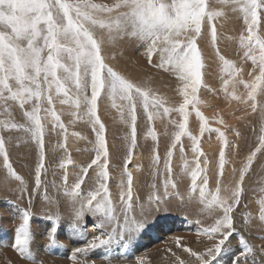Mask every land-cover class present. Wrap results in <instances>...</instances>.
I'll return each mask as SVG.
<instances>
[{"label": "snow or ice", "instance_id": "1", "mask_svg": "<svg viewBox=\"0 0 264 264\" xmlns=\"http://www.w3.org/2000/svg\"><path fill=\"white\" fill-rule=\"evenodd\" d=\"M215 2L216 8H211L206 0H0V115L6 117L0 119V157L7 170V176L0 180V190L6 182L9 187L13 182H19L15 185L18 198L23 199L25 195L29 198V206L21 211L14 240L10 243L28 264H38L31 247L35 238L31 227L33 199L41 202L42 208L49 209L43 213V218L50 223L41 233L46 240V249L64 246L58 240V232L65 226V216L70 232L84 241L72 249L69 259L73 264H94L88 257L98 249L110 253L114 246L128 248L137 235L150 226L148 221L153 213L167 210L173 196L185 202V195L178 191V183L173 179L172 167L177 148L184 158L182 137L185 136L191 141L190 151L194 157L193 167L189 168L185 160L181 169L190 180L187 203L192 204L193 198L198 199V206H202L199 211L206 212L212 222L197 228L195 235L200 247H191L182 236H171L169 243L175 247L165 249L170 254L169 264H220L222 256L228 252H231L229 264H264V236L260 237L261 244L257 248L244 234L245 229L251 232L254 227L264 230V198L258 200L259 224L254 225L245 213L242 226H237L246 176L257 153L264 152V103L258 100L264 96V37L258 33L264 24V0ZM228 10L237 13L245 26L238 38V46L243 50L241 59L251 62L247 80L242 78L243 69L222 55L217 47L215 21L224 17ZM205 29L219 65L220 91L229 104L235 101L250 108L253 114L259 112L261 122L257 147L242 162L238 177L224 187H221L220 177L224 174L225 149L229 141L220 128L209 127L208 120L197 107L200 103L197 94L202 87H207L199 46L205 39ZM125 38L144 48L143 55L151 68L174 74L183 83L179 89L182 102L178 106H167V100L148 88L147 82L145 86L134 83L105 62L104 46ZM240 86L244 92L238 94ZM103 99L118 110L121 122L130 130L125 137L127 154L117 184L118 209L110 191V154L105 125L99 115ZM57 103L71 109L67 113L71 117L69 123L83 121L90 125L94 134L95 155L90 163L79 168L72 183H69L67 171L73 163L70 155L59 163L63 170L60 183L55 179L46 183L42 179L47 169L46 127L41 113L51 117V131L62 138L56 147L67 153L68 129L61 119L64 113L56 109ZM14 109L20 114L19 122L7 118L13 115ZM140 110L149 125L148 135L154 142L157 141L151 127L154 121L170 118L173 112L180 118L179 122L169 119L178 130L163 161L158 146L151 149L153 182L146 200L134 198L135 182L128 168L137 147ZM191 113L199 121L200 134L215 132L220 142L215 191L208 188L209 161L205 158L201 166L204 153L200 149V137L188 131ZM217 123L224 121L221 118ZM12 133L23 134L24 142L35 146L38 159L31 187L25 186L24 179L10 163L6 144ZM72 135L86 139L77 132ZM90 170L94 175L89 174ZM157 177L159 183H156ZM89 180L94 186L85 192L83 186ZM50 189L55 191V196ZM89 226L93 230L90 239L87 238ZM234 238L237 243L233 252ZM103 259L110 260V257ZM135 264H150V261L139 256Z\"/></svg>", "mask_w": 264, "mask_h": 264}, {"label": "rangeland", "instance_id": "2", "mask_svg": "<svg viewBox=\"0 0 264 264\" xmlns=\"http://www.w3.org/2000/svg\"><path fill=\"white\" fill-rule=\"evenodd\" d=\"M97 2H101V0H97ZM103 2H110V0H103ZM206 3L211 8L218 7L215 0H206ZM215 25L218 33L217 47L220 49L221 54L227 59L233 60L237 67L243 69V79H249L247 73L252 68L251 62L241 59L243 50L238 46V38L245 27L242 19L238 18L237 13L228 10L224 17L218 18L215 21ZM258 33L264 37V24L260 26ZM204 35H206V40H201L199 46L204 58V84L207 85V87H202L199 90L197 95L200 103L197 107L208 120L209 127L213 129L220 128L221 131L225 132L229 141V146L225 149V169L228 163L232 162L233 158L236 162V166L235 174H231V178L225 179L224 174L220 177L222 182L221 187H224L228 186L233 181L234 177H238L242 162L246 159L247 155L250 154V151L257 147L261 122L259 112L253 114L250 108L237 104L235 101L229 104L225 99L223 93L220 91L221 81L219 79V65L215 57V50L211 47L210 40L208 39V31L205 32L204 30ZM205 46H207L206 50L204 49ZM143 52L144 48L141 47L138 42L125 38L123 40H117L114 44L105 45L103 55L106 58L105 62L109 66L113 67L116 71L134 83L145 86V82H147L146 86L148 88L167 100V106H178L182 102L179 89L183 86V83L174 74L164 73L151 68ZM155 59L157 58L154 57V60ZM209 88L213 89V91L209 92ZM237 92L238 94L244 92L243 87L240 86ZM258 100L264 103V96L258 97ZM206 108H209V110H206ZM56 109L58 112L64 113L61 119L66 125L68 132L71 134L77 132L80 133V135H84V137H86L85 134H87L88 138L86 137V139L80 140L77 136H73L71 142L76 145L75 151L67 150V153H65L57 149L56 145L62 142V138L51 131V123H48L46 114L41 113L43 117L42 123L46 127L45 163L47 169L46 174H42V179H44L46 183H50L53 179H55L57 183H60L63 170L59 168V163L63 157L70 155L73 163L68 167L73 168H71L68 174L70 177L69 183H72L79 168L90 163L95 155L93 151L94 134L91 131L90 125L83 121H77L74 124L69 123L71 117L68 116L67 113L71 109H69L68 106H62L57 103ZM106 111H109V113L106 114ZM99 115L105 125V136L110 154V191L113 193V202L117 205L118 209L119 195L117 184L119 182V172L124 166V157L127 154V141L125 137L128 136L130 130L127 125L121 122V116L118 110L113 109L106 99H103L99 105ZM190 116L188 131L192 135L200 137V149L204 153V156L201 157V166L203 167L204 159L206 158L209 161L207 172L209 178L208 188L209 191H215L217 186L220 142L215 132H205L201 135L198 127L194 126L196 121L192 123ZM5 118L6 117L3 115H0V119ZM7 118L19 122L20 114L18 110L14 109L13 115ZM221 118L224 123H217V120ZM169 119L179 122L180 118L178 114L173 112L170 114V118H165L163 120L157 119L152 123L151 127L157 135V141L154 142L148 135L149 125L143 116L142 110L138 113L137 147L134 150L132 159L137 157L140 158L141 161L143 160V162L139 164L135 174L132 173L133 177L136 175V177H134V198L141 197L146 200L149 194L150 185L153 182L150 167L151 149L154 146H158V152L161 156V161H163L167 147L171 144L174 133L178 130L169 122ZM191 124L192 130L190 127ZM109 127H112L114 132H108ZM161 129L165 131H161ZM237 132L239 136L236 135ZM108 133L110 136L107 135ZM206 136H211L216 141L213 150L207 151L204 148L203 139ZM5 137L8 139V134H5ZM25 139L23 134L12 133L10 141L6 144V149L9 153L10 163L14 170L24 179L25 186L31 187L34 181V168L38 157L35 146L31 143H25ZM68 139L67 137L66 147ZM109 140L110 143L108 142ZM182 143L185 149L184 158H181L179 148H177L174 152L172 167L173 179L178 183V191L185 195L186 201L182 203L178 197L173 196L171 204L167 206V210L153 213L148 221L150 226L141 234L137 235L128 248L114 246L110 253L104 249H98L90 253L88 259L94 261V264H135L136 258L139 256H145L148 261H150V264H169L170 254L166 252L165 249L166 247H175L174 244L169 243L170 237L173 235L184 237L193 248L200 247L195 235L197 228L206 226L212 221L206 212L199 211V208L202 206H198V199L193 198L194 202L192 204L187 203L190 180L181 169L185 160L188 162L187 166L189 168L193 167L192 161L194 157L190 151L191 141L188 137H182ZM53 172H55V176H53ZM89 174L94 175V172L90 170ZM6 176L7 170L3 168L2 157H0V180H3ZM17 183L19 182H13L9 187L6 182L4 189L0 190V264H28L27 261L23 260L19 254L10 247V243L14 240V229L19 224L21 211L29 206V198L27 195H25L23 199L18 198V192L15 190V185ZM156 183H159V177H157ZM93 186V182L89 180L83 187L85 192H87ZM244 187L245 192L241 200L240 212L237 213V226H242L241 220L245 213L251 217L254 225H258V200L264 198V152L257 153L253 167L246 176ZM50 193L53 196L56 195L55 191L51 189ZM61 198H63L62 193ZM31 204L34 205L31 227L35 232L34 242L31 247L38 264H73L72 260L69 259L72 249L81 246L84 241L78 236H74L67 228V216H65V220L63 221L65 225L62 230L63 232H58V240L64 246L49 250L44 247L46 240L44 235L41 234L45 232L46 227L50 223L43 218V213L48 212L49 209L42 208L41 202L36 199H33ZM63 210L65 213L67 212L66 206ZM87 231L89 233L87 238L90 239L91 234H93L91 226H89ZM244 234L250 239V242L258 248L261 244L260 237L264 236V230L259 227H254L251 232L245 229ZM232 243L233 248L231 251L234 252L237 243L235 238ZM230 255L231 252L225 253L220 260V264H229ZM104 256H109L110 260L103 259ZM257 259H259V255H257Z\"/></svg>", "mask_w": 264, "mask_h": 264}, {"label": "bare ground", "instance_id": "3", "mask_svg": "<svg viewBox=\"0 0 264 264\" xmlns=\"http://www.w3.org/2000/svg\"><path fill=\"white\" fill-rule=\"evenodd\" d=\"M205 32H207V29H205ZM204 37H205V39H203L202 41H205L206 40V35H204ZM204 49L206 50L207 49V46H205L204 47ZM234 102V101H233ZM204 108V107H203ZM231 108H233V107H231ZM110 109V108H109ZM106 110V109H105ZM108 110V109H107ZM206 110H209V108H206ZM190 111H191V109H190ZM207 112V111H206ZM106 114L107 113H109V111H106L105 112ZM106 116V115H105ZM46 118H47V120H48V123H51V117L50 116H47L46 115ZM190 120L192 121V123L194 122V121H196L195 123H194V126H196V127H198V130H199V121L197 120V118L195 117V114L194 113H191V116H190ZM165 124V123H164ZM111 126V125H110ZM113 127V126H112ZM112 127H109V131L108 132H110V131H113L114 132V130L112 129ZM190 127H191V130H192V124L190 125ZM163 129H161V131H162ZM190 130V131H191ZM83 131V130H82ZM160 131V132H161ZM163 131H165V130H163ZM192 132V131H191ZM111 134V133H110ZM86 135V137L88 138V135L87 134H85ZM108 136H110L109 135V133L107 134ZM82 136H84V135H82ZM68 142H67V150H70V151H75L74 149H76V145H74L71 141L73 140V135L70 133V132H68ZM80 139V138H79ZM81 140V139H80ZM112 140V139H111ZM115 140H116V137H115ZM119 140V139H118ZM87 141V140H86ZM109 143H110V140L108 141ZM214 144H216V141L211 137V136H206L204 139H203V146H204V148L207 150V151H210L211 149L213 150L214 148H215V146H214ZM143 162V160L141 161L140 160V158H137V157H135L134 159H132L131 160V162L129 163V165H128V168H129V171H131L132 173H134L135 174V171H136V169H137V167L139 166V164L140 163H142ZM235 166H236V162H235V160H234V158L232 159V162L230 163H228V165H227V167H226V169L224 170V178L226 179H228V178H231V174H235V172H234V169H235ZM71 168H73V167H68V169H67V171H68V173H69V171L71 170ZM134 177H136V175H134ZM61 233L63 232V231H60Z\"/></svg>", "mask_w": 264, "mask_h": 264}]
</instances>
